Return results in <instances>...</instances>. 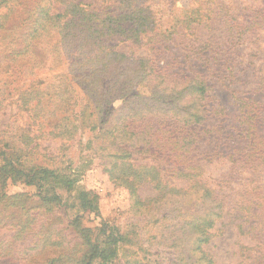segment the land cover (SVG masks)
Listing matches in <instances>:
<instances>
[{
	"label": "rangeland",
	"instance_id": "374dc122",
	"mask_svg": "<svg viewBox=\"0 0 264 264\" xmlns=\"http://www.w3.org/2000/svg\"><path fill=\"white\" fill-rule=\"evenodd\" d=\"M68 1L52 0L56 10ZM73 1L111 16L121 12L118 0ZM130 1L145 9L150 30L138 38L126 30L104 44L149 59L171 79L203 77L205 119L183 126L158 113L140 117L142 111L133 114L136 102L120 107L114 92L104 94L102 79L75 71L50 45L13 55L0 37V264H64L51 262L67 253L79 260L102 223L118 228L124 241L109 260L90 264H178L191 254V246L186 258L180 252L185 222L213 205L195 199L197 183L222 206L202 247L214 264H264V0ZM194 11L198 21L182 22ZM252 18L261 27L242 34ZM235 96L258 101L250 120L255 141L246 136ZM122 149L134 165L157 170L165 189L147 179L131 192L111 178L110 162ZM6 161L64 172L76 183L57 187L60 202L45 204L35 185L12 177L7 166L4 172ZM84 190L97 198L99 215L79 206Z\"/></svg>",
	"mask_w": 264,
	"mask_h": 264
},
{
	"label": "trees",
	"instance_id": "16d2710c",
	"mask_svg": "<svg viewBox=\"0 0 264 264\" xmlns=\"http://www.w3.org/2000/svg\"><path fill=\"white\" fill-rule=\"evenodd\" d=\"M118 1L121 12L117 16H111L108 12L90 9L88 4L81 1L65 2L61 10H56L52 0H0V37L8 38L9 53L12 52L13 55H21L30 46L34 47L35 54L36 47L43 49L44 45H50L62 62L71 61L70 65L75 66V71L87 70L102 79L104 94L114 92L115 98L121 101L120 107L130 108L136 102V112L134 111L133 114L139 115L137 112L142 111L140 117L158 113L159 116L176 120L183 126L201 123L206 116L202 100L208 90L203 77L195 75L171 79L159 73L149 59L127 57L104 44L108 36L123 34L126 30L131 31L135 38L150 30L151 18L145 13V9L131 7L130 0ZM197 14V11L185 14L182 22L190 24L198 21L195 19ZM261 21L260 23H264V18ZM127 23L130 24L129 27L124 28L123 26ZM254 23L255 19L252 18L250 25L242 28V34L248 31L253 33L261 27L256 28ZM19 27L23 28L16 33ZM173 32L174 26L167 29L168 35ZM19 43H22L21 48H18ZM235 99L240 101L239 106L244 109L242 116L249 125L246 136H254L252 139L255 141L257 132L254 128H250H252L251 121L255 119L256 106L254 105H257L258 101L252 97L235 96ZM125 118L127 116L123 117V120ZM119 131L125 133L123 129ZM182 140L191 139L186 136ZM127 156L128 152L123 149L113 156L109 172L111 178L125 185L131 192L135 191V184L147 179L154 181L160 191L165 189L157 175V170L149 165H134ZM5 166L12 177L20 175V180H23L25 184L35 185L38 192L42 193V201L45 204L60 202L55 190L57 187L70 190L76 183L70 174L54 169L21 164L14 167L13 161H6L2 167L3 170ZM4 172L6 173V170ZM197 184L192 187L195 193L200 191L199 198L195 196V199H199L201 203L210 202L213 205L208 211L192 212L191 216L195 219L190 222L191 219H188L185 222L190 225V228L187 237L180 238L182 242L180 252L186 258L185 249L191 246V254H188L189 258L180 259L178 264H214L212 257L202 247L208 242L207 234L215 221L219 219L222 206L206 184ZM167 187L171 186L167 185ZM77 198L81 208L99 215L97 198L91 192L80 191ZM76 220L77 218H74L72 222L75 223ZM98 233V237L89 245L88 251L83 253L81 259L75 260L71 253H67V255L62 254L63 256L56 257L51 263L56 262L57 259L62 260L64 264L72 262L90 264L95 259L109 260L114 255L117 245L124 241V235L118 228L106 223H102ZM83 237L87 239V233H84ZM70 257L73 259L69 260Z\"/></svg>",
	"mask_w": 264,
	"mask_h": 264
}]
</instances>
